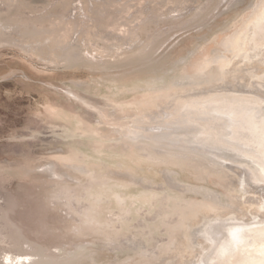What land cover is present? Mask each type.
<instances>
[{"label": "rangeland", "instance_id": "obj_1", "mask_svg": "<svg viewBox=\"0 0 264 264\" xmlns=\"http://www.w3.org/2000/svg\"><path fill=\"white\" fill-rule=\"evenodd\" d=\"M261 1L0 0V264H161L193 207L264 226V95L204 85ZM208 229L204 264L263 255Z\"/></svg>", "mask_w": 264, "mask_h": 264}, {"label": "bare ground", "instance_id": "obj_2", "mask_svg": "<svg viewBox=\"0 0 264 264\" xmlns=\"http://www.w3.org/2000/svg\"><path fill=\"white\" fill-rule=\"evenodd\" d=\"M252 7H254V6H252ZM240 21L241 20H239V22ZM13 30H15V29H12L10 27H4V28H0V33L3 35V37L5 36V34H8L9 36L12 37L13 35H15V32ZM6 32H8V33H6ZM12 32H14V33L11 34ZM75 43H76V45L79 44L77 42H75ZM21 44L23 45V47H21V48L25 52L31 53V54L34 52L33 45L27 44L23 41H21ZM218 55L219 56L216 57V59H214L213 61L210 62V64H212L214 62H217L219 64V69H220L221 73H220V76L217 77V79H216V76H214V71H212V72H210V75H209L211 78L209 79L207 84H204L202 82L197 83L195 81L191 82L190 80L187 82V84L191 85L193 87H199L202 84H204L205 87H208V88L212 87L213 89L226 87L227 89H233L234 91L241 92V93L255 91V93H257L259 96L264 95V84H261L264 82V0H262L261 3L257 6L256 11L251 16V19L245 24L242 32L237 34L232 39L228 40L224 44L223 52L221 54H218ZM96 58H98V56ZM103 63H104V61H103ZM194 91H196V90H194ZM239 98L240 97L232 98L229 96V99H231L229 101V102H231L230 104L234 105L236 102L240 101V103L237 106L242 105L243 107L249 108L250 105L254 106V105H259L261 103L259 101H254L255 102L254 103L252 101L246 100V98H240V100H239ZM232 99H234V100H232ZM220 101H222V99H220ZM216 103H217V101H216ZM226 108L228 109L230 107H226ZM237 112H240V111L237 110ZM248 122H250L252 127H253L254 136H256L258 138H261L264 136V121L260 125H259V123H256V122L253 123L250 120ZM258 133H262V134L259 135ZM175 154H178V153H175ZM177 158H179V157H177ZM203 160H205V159H203ZM205 161L207 162V160H205ZM262 161H264L263 158H262ZM215 163L217 165H219L220 167L225 166V165L219 164L216 161L212 163V166H216ZM215 168H217V167H215ZM227 170L234 171L235 168L229 167ZM218 176H216V177H218ZM193 179H195V178H193ZM239 179L240 180L237 182V184H238L237 186L240 190L241 197L244 198V195L246 194V192H245V183H246L245 178L241 175V176H239ZM229 188H231V187H229ZM189 190H191V189H189ZM254 193H256L258 195V199H259L257 201L259 204L256 206V209L254 207H252L253 209H255L254 213L257 215V217H261V216L264 217V214L263 215L259 214V216H258V213H263V211H264V189L259 191V192L257 190ZM236 195H238V194L236 193ZM211 198H213V197H211ZM214 198H215V196H214ZM198 207L201 208L200 205ZM195 208L196 207L190 208L189 210L191 213H189L187 215V212H186V214L180 218V220H179V226H180L179 231H180V233L176 236V238L173 239V242L170 244V247L165 251V253H162L161 258L159 260V262H161V264H198V263L204 264V257H205L204 255H206L207 251H209L211 249L212 244H213V242L211 241V238H210L211 237L210 231H212V230H209L208 227L210 225L214 224V225H216V227H218V229H220V228H226L225 230L231 229V226L222 225V223H218L217 218L208 219L205 216L204 217L202 216V218L200 217L198 219L199 221H194L192 223V221H190L192 219V217L197 218V216L202 214L198 211H195L196 210ZM164 209L166 210V207ZM244 209H246V208H244ZM249 209H251V208H249ZM83 210H85V209L83 208ZM244 211L245 210H243L242 213H244ZM234 212H236V210ZM245 212L247 213L248 211H245ZM82 213H84V212H82ZM246 213H244L243 215L245 216ZM84 214L86 217V213H84ZM80 217H83V216H80ZM84 219H86V218H84ZM238 219L244 220V218H242V217L238 218ZM80 220H81V218H80ZM86 226H88V225H86ZM94 226L95 225H93V227ZM238 226H240V225H238ZM98 227L100 228L101 226H98ZM145 248H146V246H145ZM216 250H218V249H216ZM187 254H190V255L186 256ZM217 257L218 256L215 255L212 259H210L211 258V256H210L206 261H208V263H209V259H210V261H213L214 259H217ZM223 257L224 256H222V259H225V257L224 258ZM190 258L192 260H189ZM198 258H200V261H198Z\"/></svg>", "mask_w": 264, "mask_h": 264}, {"label": "water", "instance_id": "obj_3", "mask_svg": "<svg viewBox=\"0 0 264 264\" xmlns=\"http://www.w3.org/2000/svg\"><path fill=\"white\" fill-rule=\"evenodd\" d=\"M239 228L238 226H231V229L226 230L222 241L218 243V250L215 252V255L218 256L217 261L224 260L222 256L235 255V251L244 249V247L251 244L248 237H256L259 246L255 252L262 253V257L258 258V256L253 255L254 253L252 255L245 254L236 264H264V226H249V229L248 227L244 229Z\"/></svg>", "mask_w": 264, "mask_h": 264}]
</instances>
